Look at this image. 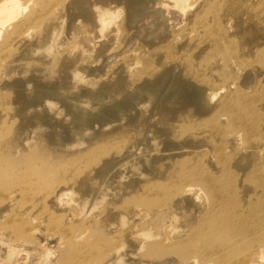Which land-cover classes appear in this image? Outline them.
I'll return each instance as SVG.
<instances>
[{
    "label": "rangeland",
    "instance_id": "1",
    "mask_svg": "<svg viewBox=\"0 0 264 264\" xmlns=\"http://www.w3.org/2000/svg\"><path fill=\"white\" fill-rule=\"evenodd\" d=\"M18 1L22 15L16 11L19 18L0 27V264H264V30L233 26L229 18L257 0H227L228 43L217 50L195 30L193 14L186 24L156 15L151 0ZM141 1L149 6L139 7ZM194 1L198 15L206 0ZM193 69L215 79L217 89L224 83L223 91L207 86L212 95L205 98L206 82ZM165 77L176 96L161 88L148 97L144 89L158 88ZM82 94L100 118L77 133L67 105ZM121 98L127 112L108 122ZM147 127L157 129L161 145L132 175L121 158L128 147L136 152L134 135ZM189 174L199 191L183 197ZM58 193L60 201L50 199Z\"/></svg>",
    "mask_w": 264,
    "mask_h": 264
},
{
    "label": "bare ground",
    "instance_id": "2",
    "mask_svg": "<svg viewBox=\"0 0 264 264\" xmlns=\"http://www.w3.org/2000/svg\"><path fill=\"white\" fill-rule=\"evenodd\" d=\"M32 1V0H31ZM47 1V0H46ZM45 1V2H46ZM82 1V0H81ZM99 1V0H98ZM152 1V3H151V7L149 6H147V4H146V2H144V1H141L139 4H140V6L139 7H141V6H143L144 5V7L145 6H147L148 8H152L151 9V12L153 13V14H163V13H165V15L166 16H168V18H174V17H176V19L177 20H182V21H185L187 18H189L190 16H192V14H193V16H192V18H191V23H192V25L193 26H195V30L197 31V32H201L202 33V36L204 37V39H208L209 40V42H210V49H213V50H217V49H219V43L222 41L223 43L224 42H226V43H228V39H227V37H229V36H227L228 34H227V29H226V26H225V22L228 20L227 19V17H225L226 15H224V9H225V5H226V3H227V0H206V5H205V8L202 10V12L200 13V14H198V15H196L197 14V12H195V11H197V10H195L194 12L196 13L195 15H194V13L193 12H191V9L193 10V8L195 7V9H196V3H195V1L194 2H191V3H189V0H163V2H162V6H161V0H151ZM34 2V1H33ZM38 2V1H37ZM44 2V1H43ZM58 2V1H57ZM74 2V1H73ZM89 2H90V0H89ZM97 2V1H96ZM198 2V1H197ZM239 2V1H238ZM18 3H20L18 0H0V27L4 24V22L5 21H7V19L9 20V22H11V20H13V18H14V16H15V20H17L18 18H16V16L20 13H22V11H19L20 10V8H21V6L19 7V4ZM30 3H32V2H30ZM71 3V2H70ZM39 4V3H38ZM42 4V3H41ZM55 4H58V3H54L53 4V2L50 4V5H54L55 6ZM69 4V3H68ZM83 4V3H82ZM90 4V3H89ZM150 4V3H149ZM21 5V4H20ZM45 5V4H44ZM61 5V4H60ZM70 5H72V4H70ZM81 5V4H80ZM79 5V6H80ZM132 5V4H131ZM138 5V4H137ZM49 6V5H48ZM51 6V7H52ZM58 6V5H57ZM122 7V6H121ZM241 6H239V7H237V8H235V10H234V12L233 13H231V14H229V18L230 19H232V21L234 22V24L235 25H233V26H236V27H240L241 25H245L244 27H246L248 30H253L254 31V29H256V28H260L261 27V29H262V31L264 30V0H257V2L256 3H252V2H247L246 3V6H245V10L243 9V10H241V8H240ZM55 8V7H54ZM57 8V7H56ZM71 8V7H70ZM75 8H77V7H75ZM115 8V7H114ZM114 8H112L111 7V10L110 11H112ZM143 8V7H142ZM198 8V7H197ZM200 8V7H199ZM228 8V7H227ZM230 8V7H229ZM228 8V9H229ZM19 9V10H18ZM38 8H36L35 10H37ZM45 9H47V7L45 8ZM44 9V10H45ZM52 9V8H51ZM51 9H49V10H51ZM65 9V8H64ZM80 9V8H79ZM132 9V8H131ZM139 9H141V8H139ZM139 9L137 10V11H139ZM32 10V9H31ZM34 9H33V11L34 12H36ZM49 10H45V11H49ZM77 10V9H76ZM117 10V9H116ZM145 11V9L143 8L142 9V11ZM199 10V9H198ZM16 11L18 12V14L16 15L15 13H16ZM113 11H115V10H113ZM112 11V12H113ZM133 11V10H132ZM78 12H80V11H78ZM118 12V11H117ZM117 12H115V14L117 13ZM107 13H109V12H107ZM119 13H120V11H119ZM134 13V12H133ZM140 13H142L141 11H140ZM148 13V12H147ZM199 13V12H198ZM15 14V15H14ZM31 14H33V12L31 13ZM36 14V13H35ZM38 14V13H37ZM138 14V13H137ZM22 15V14H21ZM34 15V14H33ZM40 15V14H39ZM139 15V14H138ZM147 15H149V14H147ZM152 15V14H151ZM31 16V15H30ZM42 16V15H41ZM47 16V15H46ZM93 16L96 18V20L98 21H100L101 20V18H102V14H99L98 13V11H95L94 13H93ZM104 16H105V14H104ZM26 18V17H25ZM30 18H32V17H30ZM29 18V19H30ZM42 17H40V19H41ZM88 18V17H87ZM155 18V17H154ZM154 18H152V19H154ZM167 18V19H168ZM11 19V20H10ZM209 19V21L207 22V20ZM229 19V20H230ZM145 21H146V19H144ZM149 20H150V18H149ZM148 20V21H149ZM226 20V21H225ZM30 21V20H29ZM35 21V20H34ZM43 21L44 20H42L41 22L43 23ZM79 21V20H78ZM87 21V20H86ZM188 21H190V20H188ZM193 21V22H192ZM23 22V21H22ZM21 22V23H22ZM39 22V21H38ZM38 22H36V25L38 24ZM41 22H40V24H41ZM90 22V21H89ZM155 22H156V20H155ZM173 22H174V20H173ZM177 22H179V21H177ZM230 22V24H229V26L231 27V25L233 24V22H231V21H229ZM26 23V22H25ZM99 23V22H98ZM154 23V22H153ZM176 23V22H175ZM191 23H189V24H191ZM24 24V23H23ZM27 24V23H26ZM40 24H38V25H40ZM93 24V23H92ZM96 24V23H95ZM145 24H147V23H145ZM150 24V23H149ZM177 24V23H176ZM185 24H186V21H185ZM35 25V24H34ZM38 25H37V27H38ZM98 25V24H97ZM163 25V24H162ZM174 26H175V24H173ZM178 25V24H177ZM212 25V29L210 28V26ZM96 26V25H95ZM99 26V25H98ZM97 26V27H98ZM174 26H172V27H174ZM179 26H181V24L180 25H178V26H176V28L177 27H179ZM186 26V25H185ZM184 26V27H185ZM188 26V25H187ZM21 27V26H20ZM34 27V26H33ZM32 27V28H33ZM91 27V26H90ZM100 27V26H99ZM150 27V26H149ZM183 27V26H182ZM36 28V27H35ZM40 28H41V26H40ZM39 28V29H40ZM188 28V27H187ZM194 28V27H193ZM242 28V27H241ZM15 29H17V27L15 28ZM96 29V28H95ZM100 28H98L97 30H99ZM163 29V28H162ZM170 28H168V30H169ZM174 29V28H173ZM192 29V28H191ZM10 30V29H9ZM41 30V29H40ZM51 30H52V28H51ZM96 30V31H97ZM161 30V29H160ZM164 30V29H163ZM188 30V29H187ZM194 30V29H193ZM244 30V29H243ZM93 31V30H92ZM95 31V30H94ZM153 31V30H152ZM170 31V30H169ZM186 31V30H185ZM191 31V30H190ZM241 31V30H240ZM246 31V30H245ZM244 31V32H245ZM4 32H5V27H4ZM6 32H9V31H7L6 30ZM13 32H14V30H13ZM12 32V34H14ZM48 32V31H47ZM46 32V33H47ZM86 32V31H85ZM175 32V31H174ZM194 32V31H193ZM233 32V31H232ZM235 32V31H234ZM237 32H239V31H237ZM264 32V31H263ZM229 33V32H228ZM11 34V35H12ZM49 34H51V35H53L52 34V32L51 33H49ZM190 34H192V33H190ZM235 34V33H234ZM242 34V33H241ZM251 34H252V38H254V39H256L257 37V35L256 34H254L253 32H251ZM6 35V34H5ZM8 35H10V34H8ZM7 35V36H8ZM189 35V34H188ZM238 35H239V33H238ZM237 35V36H238ZM242 35H244V34H242ZM6 36V37H7ZM16 36V35H15ZM46 36V35H45ZM236 36V35H235ZM241 36V35H240ZM5 37V36H4ZM19 37V36H18ZM18 37H16L17 39H18ZM48 37H50V35L48 36ZM47 36L46 37H42V38H48ZM54 37V36H53ZM173 37V36H172ZM171 37V38H172ZM176 37V36H175ZM189 37H190V35H189ZM243 37V36H242ZM9 38V37H8ZM12 38H13V36H12ZM11 38V39H12ZM231 38V37H230ZM248 38V37H247ZM264 38V37H263ZM5 40H7V38H4ZM54 39V38H53ZM251 39V38H250ZM249 39V40H250ZM12 40H16V39H12ZM21 40V39H20ZM44 40V39H43ZM42 40V41H43ZM79 40V39H78ZM186 39H184V41H185ZM189 40V39H188ZM198 40V39H197ZM229 40H231V39H229ZM259 40V39H258ZM257 40V41H258ZM50 41V40H49ZM171 41V40H170ZM182 41V40H181ZM246 41V40H245ZM255 41V40H254ZM254 41H252V42H254ZM263 41V40H262ZM261 41V42H262ZM6 42V41H5ZM19 42V41H18ZM41 42V41H40ZM45 42H47V41H45ZM179 42V41H178ZM195 42V41H194ZM193 42V43H194ZM230 42V41H229ZM236 42V41H235ZM238 42V41H237ZM14 43V42H13ZM20 43H21V41H20ZM174 43V42H173ZM176 43V42H175ZM188 44H189V42H187ZM201 43V42H200ZM200 43H198V44H200ZM241 43V42H240ZM257 43H259V42H257ZM32 44V43H31ZM179 44V43H178ZM197 44V45H198ZM206 44V43H205ZM231 44H233V43H231ZM239 44V43H238ZM10 45H12V44H10ZM33 45V44H32ZM78 45V44H77ZM97 45V44H96ZM170 45V44H169ZM176 45H177V43H176ZM181 45V44H180ZM186 45V44H185ZM191 45V44H190ZM196 45V46H197ZM228 45V44H227ZM235 45V44H234ZM251 45H252V43H251ZM263 45V44H262ZM13 46H15V45H13ZM29 46V45H28ZM50 47H51V44L49 45ZM76 46V45H75ZM79 46V45H78ZM188 46V45H187ZM186 46V47H187ZM192 46V45H191ZM194 46V45H193ZM200 46V45H199ZM222 46V45H221ZM236 46V45H235ZM234 46V48L236 49V52H238L239 50H238V46H237V48ZM248 47L250 46V45H247ZM259 46V45H258ZM264 46V45H263ZM263 46H261L260 47V49L263 47ZM1 47V46H0ZM2 47H3V45H2ZM11 47V46H10ZM16 47V46H15ZM224 47H225V45H224ZM228 47V46H227ZM227 47H226V52H227ZM17 48V47H16ZM39 48V47H38ZM42 48V47H41ZM182 48V47H181ZM185 48V47H184ZM202 48V47H201ZM204 48V47H203ZM239 48H241L240 46H239ZM264 48V47H263ZM9 49V48H8ZM46 49V48H45ZM178 49V48H177ZM189 49V48H188ZM194 49H196V48H194ZM194 49L192 50L193 52H194ZM221 49H222V47H221ZM231 49V48H230ZM234 49V50H235ZM242 49V48H241ZM259 49V48H258ZM7 50V49H6ZM28 50V49H27ZM72 50V49H71ZM170 50V49H169ZM168 50V51H169ZM186 50H187V48H186ZM200 50V49H199ZM247 50H248V48H247ZM252 50V49H251ZM255 51L257 50L256 48L254 49ZM96 51V50H95ZM188 51V50H187ZM186 51V52H187ZM192 51H191V53H192ZM211 51V50H210ZM223 51V50H222ZM229 51V50H228ZM1 52V51H0ZM27 52V51H26ZM80 52V51H79ZM172 52V51H171ZM180 52V51H179ZM184 52V51H183ZM212 52V51H211ZM217 52V51H216ZM218 52H221V51H219L218 50ZM233 52V51H232ZM231 52V53H232ZM247 52V51H246ZM251 52V51H250ZM253 52V51H252ZM251 52V53H252ZM258 52V51H257ZM256 52V53H257ZM25 53V52H24ZM74 53V52H73ZM78 53V52H77ZM169 53V52H168ZM195 53V52H194ZM193 53V54H194ZM213 53H215L214 51H213ZM233 53H235V51L233 52ZM249 53V52H248ZM21 54H22V52H21ZM186 53H184V55H185ZM211 54V53H210ZM217 54V53H216ZM239 54H241V51H239ZM254 54V53H253ZM259 54V53H258ZM258 54H255V55H258ZM79 55H81V54H79ZM157 55V54H156ZM221 56H222V59L225 61V63L227 64V62H228V60L230 59V57L226 54V53H222V54H220ZM230 55V54H229ZM232 55V54H231ZM188 56H189V54H188ZM192 56V55H191ZM197 56V55H196ZM213 56V55H212ZM214 56H216V55H214ZM214 56H213V58H214ZM233 56V55H232ZM95 57H97V56H95ZM179 57V56H178ZM241 57H243V56H241ZM247 57H249V56H247ZM260 57H261V55L259 56V59H260ZM94 58V57H93ZM192 58V57H191ZM194 58H195V55H194ZM212 58V57H211ZM217 58V57H216ZM235 58H236V56H235ZM244 58V57H243ZM250 58V57H249ZM252 58V57H251ZM72 59V58H71ZM96 59V58H95ZM185 59V58H184ZM209 59V58H208ZM207 59V60H208ZM221 59V60H222ZM232 59H234V58H232ZM244 59H246V58H244ZM211 60H213V59H211ZM237 60V59H236ZM255 60H256V57H255ZM1 61H2V59H1ZM98 61V60H97ZM191 61V60H190ZM245 61V60H244ZM247 61V60H246ZM260 61V60H259ZM262 61V60H261ZM263 61H264V59H263ZM262 61V62H263ZM209 62H210V59H209ZM212 62V61H211ZM211 62H210V65H211ZM237 62V61H236ZM256 62V61H255ZM1 63V62H0ZM65 63V62H64ZM187 63V62H186ZM208 63V62H207ZM207 63H205L206 65H207ZM229 63H230V61H229ZM238 63H239V61H238ZM249 63V62H248ZM264 63V62H263ZM226 64L224 65V67H226ZM251 64V63H250ZM254 63H252V65H253ZM1 65V64H0ZM194 65V64H193ZM228 65V64H227ZM239 65H240V63H239ZM249 65V64H248ZM247 65V66H248ZM252 65H250V66H252ZM189 66V65H188ZM199 66V65H198ZM238 66V65H237ZM64 67V66H63ZM191 67V66H190ZM195 67V66H194ZM208 67H209V65H208ZM222 67H223V65H222ZM240 67V66H239ZM244 67H246V66H244ZM202 68V67H201ZM203 68H204V66H203ZM207 67H205V69H206ZM209 68H211V67H209ZM252 68V67H251ZM192 69V68H191ZM200 69V68H199ZM255 69V68H254ZM260 70V72H263V69H261V68H259ZM201 70V69H200ZM257 70V69H256ZM192 71V70H191ZM203 71V70H202ZM255 71V70H254ZM192 72H196L195 74H196V76H197V78H199L200 80H202V81H204V82H206L205 83V85H206V88H204L203 89V92H204V97L206 98V97H208V95H212L211 93H209V92H211V90L210 89H208L207 88V86L209 87V88H215V79H213V78H211L210 76L209 77H206V76H202L198 71H197V69H193V71ZM201 72V71H200ZM205 73V72H204ZM176 74H177V72H176ZM260 74V73H259ZM217 75V74H216ZM223 75H225V74H223ZM226 75H228V74H226ZM258 75V74H257ZM220 76V75H219ZM166 77H167V75H166ZM165 77V80H164V82H161L160 83V86L158 87V88H155V89H152V88H146V89H144V92H146V95L148 96V97H150V98H153V97H156V95H157V93L159 92L158 90H160L161 88H163V90L167 93H169L170 95H172L173 97H175L176 96V92H175V90L171 87V85H168L171 81L170 80H168L167 78ZM206 77V78H205ZM224 81H227L226 80V78L225 77H221ZM228 78V77H227ZM229 78H230V76H229ZM229 78H228V80H229ZM232 78V77H231ZM258 78H259V76H258ZM69 79V78H68ZM213 79V80H212ZM221 79V81H223ZM262 79V78H261ZM163 80V79H162ZM220 80V79H219ZM246 80V79H245ZM259 80V79H258ZM223 81V82H224ZM113 82H115V81H113ZM144 82V81H143ZM160 82V81H159ZM220 82V81H219ZM228 82V81H227ZM232 82V81H231ZM163 84H165V85H167V86H162ZM186 84V83H185ZM222 84V83H221ZM264 84V83H263ZM262 84V85H263ZM157 85V84H156ZM223 85H224V83L222 84V86H220L219 85V87H218V89H217V87L215 88L216 90H220V89H222V91H223ZM211 86V87H210ZM237 86V85H236ZM262 88V87H261ZM260 88V89H261ZM264 88V87H263ZM263 88H262V90H263ZM199 89V88H198ZM201 89V88H200ZM225 89V88H224ZM219 92V91H218ZM241 92V91H240ZM93 94V93H92ZM104 94H106V93H104ZM200 94H201V92H200ZM216 94V93H215ZM110 95V94H109ZM129 95V94H128ZM131 95V94H130ZM163 96V95H162ZM238 97V96H237ZM227 98V97H226ZM225 98V99H226ZM174 99V98H173ZM130 100V99H129ZM204 100V99H203ZM242 100V99H241ZM258 100V102L260 101L259 99H257ZM47 101V100H46ZM205 101V100H204ZM225 101V100H224ZM93 102V99L92 98H90L89 97V95H80L79 97H77V98H71V100H69L68 101V107H69V109L70 110H72L73 112H75V115H76V120H77V125L78 126H76V132L77 133H80L83 129H85V128H87L88 126H89V124H91V122L92 121H95L96 119H99L100 118V115H98V116H92V114L94 113V111H93V109H92V107H91V105L93 104L92 103ZM127 101L126 100H124L123 98H121V100L119 101V102H115L114 103V105H112V107L113 108H110L109 109V112H108V116H106V117H109V119L107 120L108 122H109V120L110 119H116V120H118V118H121V117H123L124 116V114H125V112H127V110H128V107L129 106H127L126 107V105H128V103H126ZM147 102V101H146ZM169 102V101H168ZM171 102H174V101H171ZM182 102V101H181ZM238 102V101H237ZM242 102H243V100H242ZM241 102V103H242ZM256 102V101H255ZM179 103V102H178ZM205 104H207L206 102H204ZM203 103V104H204ZM58 104V103H57ZM171 104V103H170ZM173 104V103H172ZM233 104V103H232ZM238 104V106H239V103H237ZM237 104H235V105H237ZM56 105V104H55ZM157 105L158 104H153L152 105V109L153 108H157ZM220 105V104H219ZM241 105V104H240ZM205 106V105H204ZM238 106H237V108H238ZM246 106V105H245ZM234 107V106H233ZM206 108V107H205ZM236 108V109H237ZM243 109H245L244 107H242ZM155 109H153V110H155ZM207 109V108H206ZM234 109H235V107H234ZM245 111V110H244ZM247 112V111H246ZM245 112V113H246ZM250 112H252V111H250L249 110V113ZM237 113V112H236ZM253 113V112H252ZM104 114H105V112H104ZM107 114V113H106ZM226 114V113H225ZM35 115V114H34ZM222 115H223V113H222ZM227 115V114H226ZM238 115V114H237ZM239 115H240V113H239ZM70 116V115H69ZM91 116V117H90ZM255 116V115H254ZM71 117V116H70ZM211 117V116H210ZM216 117L217 118H215L214 116L213 117H211V119L209 120V122L211 123V125H214V124H216V122L215 123H213L212 124V122H211V120H213L214 121V119H219V116H217L216 115ZM5 118V117H4ZM91 118H92V120H91ZM187 117H185V116H183V115H179V117L177 116V119H179V121H182L183 122V120L184 119H186ZM238 118V117H237ZM248 118V117H247ZM250 118V117H249ZM248 118V119H249ZM4 120V119H3ZM5 120H6V118H5ZM104 120V119H103ZM189 120V119H188ZM220 120H221V118H220ZM236 120V119H235ZM106 121V122H107ZM191 121V120H190ZM239 121H241V120H239ZM253 121V120H252ZM4 122V121H3ZM2 122V123H3ZM8 122V121H7ZM236 123L238 122V121H235ZM2 123H1V125H2ZM5 123V122H4ZM3 123V124H4ZM184 123V122H183ZM208 123V122H207ZM240 122H238V124H239ZM247 123V122H246ZM252 123V122H251ZM72 124V123H71ZM249 124H250V122H249ZM154 125H156V124H154ZM178 125V124H177ZM184 125V124H183ZM190 125V124H189ZM254 124H252V126H253ZM190 126H192V125H190ZM194 126V125H193ZM192 126V127H193ZM197 126H199V125H197ZM196 126V127H197ZM235 126V125H234ZM238 126V125H237ZM241 126H243V125H241ZM166 127H168V126H166ZM180 127V126H179ZM186 127V126H185ZM188 127V126H187ZM195 127V128H196ZM204 127V126H203ZM213 127V126H212ZM211 127V128H212ZM222 127H224V126H222ZM231 127V126H230ZM68 128H69V126H68ZM194 128V129H195ZM200 128V127H199ZM236 129H239V128H237V127H235ZM255 128H256V126H255ZM7 129V128H6ZM9 129V128H8ZM70 129V128H69ZM169 129H171L170 127H169ZM185 129V128H184ZM193 129V128H192ZM213 130H216L215 129V125H214V127L212 128ZM229 129V128H228ZM234 129V128H233ZM245 129V128H244ZM157 130V129H156ZM156 130H153V128L151 129V127H147V128H144L143 130H142V132L141 133H137V134H135L134 135V138H133V142H135V141H137L135 144H133V142H132V147L133 146H136V148L135 149H137L136 150V152L138 153H136V152H132L131 151V148L130 147H128L127 149L128 150H126L124 153H123V155H122V158L121 159H123V161L121 162L122 164H123V167H124V169H126V170H128V172L129 173H131L132 175H138L139 174V172H141V169H143V168H145V165L147 164V162L150 160V157L149 156H151V155H149L150 154V152L153 150V149H158L159 148V146L161 145V140H160V136L161 135H159L158 134V131H156ZM161 130V129H160ZM180 130V129H179ZM218 130V129H217ZM249 130V129H248ZM247 130V131H248ZM257 130V129H256ZM176 131H178V130H176ZM182 131H183V129H182ZM84 132V131H83ZM187 132H190V131H188V128H187ZM193 132H195V131H193ZM221 132V131H220ZM230 132V131H229ZM252 132V131H251ZM179 133V132H178ZM186 133V132H185ZM245 133H246V131H245ZM244 133V134H245ZM250 133V132H249ZM71 134V133H70ZM184 134V133H183ZM187 134V133H186ZM251 134V133H250ZM253 134V133H252ZM257 134H259L258 132H257ZM72 135V134H71ZM185 135V134H184ZM184 135H182V137L184 136ZM214 135V134H213ZM233 135V134H232ZM241 135V134H240ZM254 135V134H253ZM179 136V135H178ZM256 136V135H255ZM254 136V138H257V137H255ZM262 136H263V134H262ZM163 137V136H162ZM180 137V136H179ZM181 137V138H182ZM201 137V136H200ZM264 137V136H263ZM4 138V137H3ZM260 138V137H259ZM262 138V137H261ZM76 139V138H75ZM74 139V140H75ZM163 139V138H162ZM218 139H219V137H218ZM223 139V138H222ZM71 140V139H70ZM225 140V139H224ZM262 140V139H261ZM250 141V140H249ZM255 141H256V139H255ZM59 142V141H58ZM70 142V141H69ZM163 142V141H162ZM220 142V141H219ZM248 142V141H247ZM127 143V142H126ZM221 143V142H220ZM224 143V142H223ZM239 143V142H238ZM78 144V143H77ZM35 145V144H34ZM221 145H222V143L220 144V147H221ZM37 147V146H36ZM217 147V146H216ZM220 147H218L219 149H220ZM216 149V148H215ZM214 149V150H215ZM219 149H216V151L215 152H217V150H219ZM262 149H264V148H262ZM220 150H222V149H220ZM165 152H167V151H165ZM262 152V151H261ZM157 155V154H156ZM175 155V154H174ZM204 156V155H203ZM192 157V156H191ZM215 157H216V155H215ZM222 157V156H221ZM224 158V157H223ZM121 159H119V161H121ZM219 159H220V157H219ZM201 160H203V159H201ZM221 160V159H220ZM119 161H117V163L119 162ZM151 161H152V159H151ZM150 161V162H151ZM149 162V163H150ZM222 162V161H221ZM114 163V162H113ZM189 163V162H188ZM223 163V162H222ZM2 164V163H1ZM0 164V165H1ZM115 164H116V162H115ZM114 164V165H115ZM185 164H187V163H185ZM221 164V163H220ZM110 165V164H109ZM113 165V166H114ZM193 165V164H192ZM2 166V165H1ZM182 166V165H181ZM194 166V165H193ZM224 166V165H223ZM147 167V166H146ZM188 167V166H187ZM88 170V169H87ZM106 170H108V168L106 169ZM120 170V169H119ZM144 170H146V169H144ZM114 171V170H113ZM84 172H88V171H84ZM84 172H82L81 173V175L82 174H84ZM105 172V171H104ZM127 172V173H128ZM143 172V171H142ZM109 173V172H108ZM146 173V172H145ZM184 173H185V171H184ZM107 174V173H106ZM117 174V173H116ZM141 174V173H140ZM127 175V174H126ZM188 175V174H187ZM190 175V174H189ZM209 176V175H208ZM105 177V176H104ZM206 177V176H205ZM195 177L194 176H192V175H190V176H186L185 178H184V180H185V182L187 183V184H184L185 186L184 187H181L182 189H181V193H180V195L181 196H188V195H191L192 193H193V191H195L196 189H194L195 188V186L192 184L193 182H192V179H194ZM207 178V177H206ZM210 178V177H209ZM212 178V177H211ZM204 179V178H203ZM105 180V179H104ZM109 180V179H108ZM110 180H112V182H113V179H111L110 178ZM119 180V179H118ZM208 180V179H207ZM121 181V180H120ZM182 181H183V178H182ZM210 181V180H209ZM111 182V181H110ZM178 182V181H177ZM258 183H260V181H257ZM103 184V183H102ZM182 184V183H181ZM181 184H179V185H181ZM192 184V185H191ZM208 184V183H207ZM112 185V184H111ZM175 185H178V184H175ZM209 185V184H208ZM212 186V185H211ZM260 186H261V184H260ZM171 187V186H170ZM169 187V188H170ZM172 187H174V186H172ZM177 187V186H176ZM175 187V188H176ZM89 188V187H88ZM210 188V187H209ZM114 189V188H113ZM174 189V188H173ZM179 189V188H178ZM63 190V189H62ZM61 190V191H62ZM60 191V192H61ZM91 191V190H90ZM102 191V190H101ZM171 191V190H170ZM173 191V190H172ZM180 191V190H179ZM196 191H199L198 189L196 190ZM88 192H89V189H88ZM93 192V191H92ZM210 192H212V191H210ZM86 193H87V191H86ZM97 193V192H96ZM169 193V192H168ZM173 193V192H172ZM196 193V192H195ZM199 193V192H198ZM198 193H197V195H198ZM60 194L61 193H58L57 195H54V194H52L51 195V198L50 199H52V200H58V201H60ZM105 194V193H104ZM66 195V194H65ZM196 195V194H195ZM11 196H15V193H12L11 194ZM11 196L9 197L10 199H11ZM60 196V197H59ZM87 196H88V194H87ZM102 196V195H101ZM85 197V196H84ZM191 197V196H190ZM189 197V198H190ZM64 198V197H63ZM62 198V199H63ZM96 198V197H95ZM157 198H158V196H157ZM199 198V197H198ZM65 199V198H64ZM153 199V198H152ZM155 199V198H154ZM105 200V199H104ZM213 200V199H212ZM231 200V199H230ZM65 202L66 201H68L67 199L66 200H64ZM213 201H215V200H213ZM191 202V201H190ZM193 202V201H192ZM60 203V202H59ZM64 203V202H63ZM83 203V202H82ZM196 203V202H195ZM212 203V202H211ZM65 204V203H64ZM63 204V205H64ZM56 204H54V206H55ZM212 205V204H211ZM62 206V205H61ZM232 208V207H231ZM214 210V209H213ZM217 210V209H216ZM222 212V211H221ZM211 213H213V212H211ZM209 214V213H208ZM215 214H216V212H215ZM222 214V213H221ZM214 215V213L212 214V216ZM208 216V215H207ZM209 217V216H208ZM219 218V217H218ZM208 219V218H207ZM215 219H216V217H215ZM220 220V219H219ZM114 221H115V219H114ZM210 221H213L212 220V217H211V219H210ZM119 222V221H118ZM202 222H204V221H202ZM206 222V221H205ZM204 222V223H205ZM207 222H208V220H207ZM203 224V223H202ZM206 224V223H205ZM219 224V223H218ZM206 225H208V224H206ZM221 225H222V223H221ZM200 226H202V225H200ZM204 226V225H203ZM222 227V226H221ZM224 227V226H223ZM222 227V228H223ZM217 228H219V227H215L214 229H213V231L214 230H216ZM225 228V227H224ZM199 229V228H198ZM201 229H203V228H201ZM208 229V228H207ZM207 229H203V230H206V232H207ZM200 230V229H199ZM235 230V229H234ZM208 231H209V229H208ZM221 231V230H220ZM224 231H225V229H224ZM224 231H222V232H224ZM226 231H228V230H226ZM210 232V231H209ZM215 232V231H214ZM228 233H232L233 234V236H235L236 235V233L233 231V229H232V231L231 232H229L228 231ZM205 234V233H204ZM215 234H217V233H215ZM210 235V234H209ZM218 235V234H217ZM207 236H208V234H207ZM211 238V237H210ZM200 240V239H199ZM198 240V241H199ZM215 240V239H214ZM210 241V240H209ZM213 241V240H212ZM128 258V256H126V257H124V258H122V259H120V261L121 260H125V262H126V260H128L127 259ZM119 260V259H118ZM130 261V260H129Z\"/></svg>",
    "mask_w": 264,
    "mask_h": 264
},
{
    "label": "crops",
    "instance_id": "3",
    "mask_svg": "<svg viewBox=\"0 0 264 264\" xmlns=\"http://www.w3.org/2000/svg\"><path fill=\"white\" fill-rule=\"evenodd\" d=\"M257 261H255V262H251L250 264H255Z\"/></svg>",
    "mask_w": 264,
    "mask_h": 264
}]
</instances>
